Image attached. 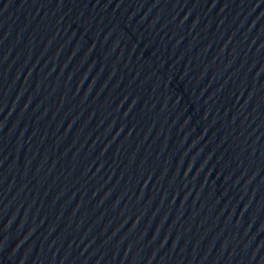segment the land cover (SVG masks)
<instances>
[{
    "label": "water",
    "instance_id": "95a60500",
    "mask_svg": "<svg viewBox=\"0 0 264 264\" xmlns=\"http://www.w3.org/2000/svg\"><path fill=\"white\" fill-rule=\"evenodd\" d=\"M0 264H264V0H28Z\"/></svg>",
    "mask_w": 264,
    "mask_h": 264
}]
</instances>
